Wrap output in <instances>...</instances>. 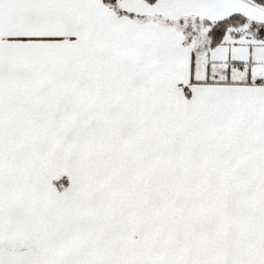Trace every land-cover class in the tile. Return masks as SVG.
<instances>
[{
	"label": "snow or ice",
	"instance_id": "1",
	"mask_svg": "<svg viewBox=\"0 0 264 264\" xmlns=\"http://www.w3.org/2000/svg\"><path fill=\"white\" fill-rule=\"evenodd\" d=\"M0 264H264V0H0Z\"/></svg>",
	"mask_w": 264,
	"mask_h": 264
}]
</instances>
